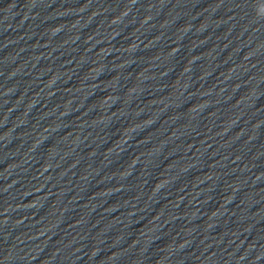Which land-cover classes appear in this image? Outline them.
Returning a JSON list of instances; mask_svg holds the SVG:
<instances>
[{"label":"water","instance_id":"water-1","mask_svg":"<svg viewBox=\"0 0 264 264\" xmlns=\"http://www.w3.org/2000/svg\"><path fill=\"white\" fill-rule=\"evenodd\" d=\"M0 264H264V0H0Z\"/></svg>","mask_w":264,"mask_h":264}]
</instances>
